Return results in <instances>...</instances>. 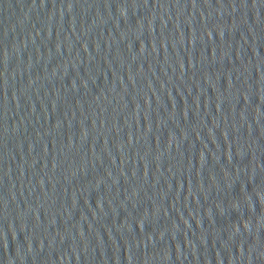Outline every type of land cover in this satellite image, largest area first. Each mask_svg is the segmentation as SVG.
Masks as SVG:
<instances>
[{"label": "water", "instance_id": "95a60500", "mask_svg": "<svg viewBox=\"0 0 264 264\" xmlns=\"http://www.w3.org/2000/svg\"><path fill=\"white\" fill-rule=\"evenodd\" d=\"M0 264H264V0H0Z\"/></svg>", "mask_w": 264, "mask_h": 264}]
</instances>
